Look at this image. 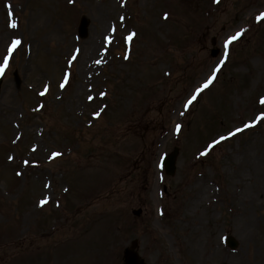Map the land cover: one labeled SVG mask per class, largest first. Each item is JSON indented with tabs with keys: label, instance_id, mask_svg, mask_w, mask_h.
Returning a JSON list of instances; mask_svg holds the SVG:
<instances>
[{
	"label": "rangeland",
	"instance_id": "374dc122",
	"mask_svg": "<svg viewBox=\"0 0 264 264\" xmlns=\"http://www.w3.org/2000/svg\"><path fill=\"white\" fill-rule=\"evenodd\" d=\"M37 11L45 26L29 35ZM262 13L264 0H0L16 37L3 57L0 32V264H125L134 241L146 264H264ZM201 181L216 219L195 261L184 239Z\"/></svg>",
	"mask_w": 264,
	"mask_h": 264
},
{
	"label": "bare ground",
	"instance_id": "6f19581e",
	"mask_svg": "<svg viewBox=\"0 0 264 264\" xmlns=\"http://www.w3.org/2000/svg\"><path fill=\"white\" fill-rule=\"evenodd\" d=\"M89 7L92 10H99V8L95 5L94 7L89 4ZM98 8V9H97ZM11 10V9H10ZM10 10L7 9V12H11ZM112 11H117L119 10L115 5H113V7L111 8ZM98 12V11H97ZM8 20V24L6 25V28L2 27L0 29V32H4L1 36L2 39V56L5 57L9 54L10 51V47H11V43L13 42L14 39H16L15 37V32H14V26L13 23L9 20V18H7ZM36 24L37 26L44 28L45 26V20L44 17H42L41 13L39 11L34 12L33 15L30 18V22L28 24L27 27V33L30 35V30L32 28V26ZM49 35L50 37L56 38L58 33H57V28H53L49 31ZM92 45V44H91ZM94 45V42H93ZM97 47H90V49H88V51L85 52L84 54V58L83 59H88V63H87V67L89 69H93L94 65L96 64L92 59V57L97 53ZM91 60V61H90ZM5 110H7L8 112L6 114L3 115L4 120L6 122H14V118H15V109L14 107H10L7 105H4L3 107ZM256 141H253V143H250L247 148L250 149H256V151L259 152L258 148H256L254 146V143ZM245 155V154H244ZM257 163V159L254 160V156L251 158L250 157V162H247V165H249V168L252 169L254 172H256L257 174V169L256 167H254V165H256ZM264 175V173L258 174L259 176V180L260 182L264 181V177L262 176ZM259 183V182H258ZM260 186L259 184L256 185H252L250 186L249 189L252 190V192H255L257 187ZM246 187H244L245 189ZM192 190H194L195 192L193 193V195L191 196V201H190V205L188 208L187 213L189 214V220L187 222V227H189L191 229V233L192 236L189 238H187L186 240L184 239L185 243H186V247L189 250V253L193 256V260L195 261H200V258H204V256L206 255V238L204 237V235L202 234V231L206 225L205 221L209 220H215L216 219V215L212 214L209 218H208V212H207V207L208 205L213 202L215 200V196H214V192L212 191V189L205 184L204 181L198 182L197 184L194 185V187H192ZM257 192V191H256ZM239 195H238V199H239ZM254 221L253 217L251 215H248V217L244 220V222L241 224L240 222V229L243 231V237L246 239L251 238L254 235V232L249 229L250 224H252ZM212 231L213 233L216 232V228L213 229L212 227ZM196 234V236L194 235ZM218 236L214 237L210 246V251L208 253V258L212 259L215 257L216 253H217V248H218ZM195 264H203V263H195Z\"/></svg>",
	"mask_w": 264,
	"mask_h": 264
},
{
	"label": "water",
	"instance_id": "95a60500",
	"mask_svg": "<svg viewBox=\"0 0 264 264\" xmlns=\"http://www.w3.org/2000/svg\"><path fill=\"white\" fill-rule=\"evenodd\" d=\"M87 26H88L87 20L83 19L81 23V28H80L82 37L86 36ZM216 54H217V51H214L213 55L215 56ZM0 85H1V81H0ZM178 153L179 151L178 149H176L170 156H168L167 158L163 160V165H165L166 171L169 175L175 174L176 159H177ZM136 214H140V212H137ZM227 243L232 248H235L237 246V243L231 237L227 238ZM126 264H144V263L139 261V257L135 252L130 251V252H127V255H126Z\"/></svg>",
	"mask_w": 264,
	"mask_h": 264
},
{
	"label": "snow or ice",
	"instance_id": "6c2138e0",
	"mask_svg": "<svg viewBox=\"0 0 264 264\" xmlns=\"http://www.w3.org/2000/svg\"><path fill=\"white\" fill-rule=\"evenodd\" d=\"M217 2H219V0H217ZM165 18H167V16H165ZM261 18H264V13L261 14ZM238 36H239V33L237 34V36H233V37H231V38L229 39L228 43H232V41L236 40V39L238 38ZM17 43H18V42H17ZM5 62H6V61H5ZM217 71H219V69H217ZM212 79H215V77L213 76ZM210 83H211V80H209L208 83H206V84L204 85V87L207 88V87H208V84H210ZM189 103H190V102H189ZM261 103H264V100H262ZM179 128H180V126L177 125V130H179ZM222 139H224V138H222ZM43 203H46V201H42V202H41L42 205H43Z\"/></svg>",
	"mask_w": 264,
	"mask_h": 264
}]
</instances>
